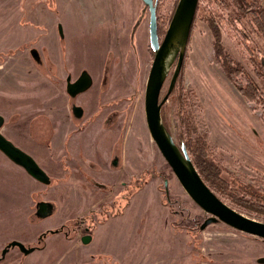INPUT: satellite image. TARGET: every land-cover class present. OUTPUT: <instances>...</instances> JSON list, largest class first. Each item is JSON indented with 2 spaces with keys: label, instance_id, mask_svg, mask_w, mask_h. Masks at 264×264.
I'll list each match as a JSON object with an SVG mask.
<instances>
[{
  "label": "rangeland",
  "instance_id": "1",
  "mask_svg": "<svg viewBox=\"0 0 264 264\" xmlns=\"http://www.w3.org/2000/svg\"><path fill=\"white\" fill-rule=\"evenodd\" d=\"M177 2L156 0L159 41ZM201 4L204 7L206 0H201ZM260 4L264 8V0ZM215 10L221 16L220 20L217 18L218 26L211 27L199 16L194 22L182 71L163 104V122L176 143L187 136L180 125L176 101L181 91L188 95L186 111L190 112L193 126L207 148L206 157L197 159L198 168L204 169L209 178L217 175L227 185L225 196L212 189L226 204L262 221L261 210L245 211L233 205L231 198L248 197L245 193H250L238 189L235 185L238 183L261 191L250 193L254 200L248 197L244 201H260L264 205L263 105L260 101L251 104L245 100L226 76L220 58L231 60L236 69L242 67L248 80L264 94V77L254 74L256 62L264 66V50L249 31L250 25L244 26L242 21V28H230L228 20L236 16L232 10ZM148 26V9L141 0H0V115L4 119L0 133L22 149L28 145L21 140L22 136L45 144L48 151L38 154V158L26 151L50 178L49 185H42L0 153V249L12 240L34 245L40 233L54 231L60 224H68L72 217L75 222L88 215L96 230L91 244L80 247L78 257L83 263L257 264L256 259L264 257L263 243L251 241L223 223L211 224L202 231L196 228L205 213L187 196L153 144L144 116V90L153 60ZM244 30L251 45L259 48L260 56L255 61L237 43V37H245ZM42 47L51 55L53 49L62 55L56 77L36 66L30 48L47 61V52ZM174 66L167 74L160 98L167 91ZM82 70L91 75L92 87L75 96L74 105L85 109L91 120L99 117L102 121L107 114L106 122H110L89 129L86 117L81 130L61 124L53 141L61 143L65 135L70 136L63 141H68L66 149L72 153L78 150L74 143L85 131L84 152L95 154L93 148L97 147L102 154L101 143L105 142L100 136H118L122 149L118 157L120 167L125 170L129 162V171L136 175L128 190L117 191L98 208V204L91 207L81 200L85 189L80 186L86 176L95 177V172L87 169L88 175L80 173L85 168L80 165V171L74 172L75 179H69L70 166L79 162L75 154L73 163L71 156L49 150L50 121L54 128V116L65 123L70 102L67 100L53 109L48 97L65 90L66 74L75 79ZM6 78L9 81L4 84ZM239 80L244 82L242 76ZM22 103L31 106L25 108L20 106ZM69 184L74 186L70 192ZM92 188L96 190L93 185ZM39 202L53 206L51 215L45 219L35 215ZM47 237L45 249L27 257L12 251L8 264L15 258L19 259L17 264H77L76 253L65 254L64 245L51 243L62 238L61 235Z\"/></svg>",
  "mask_w": 264,
  "mask_h": 264
},
{
  "label": "water",
  "instance_id": "2",
  "mask_svg": "<svg viewBox=\"0 0 264 264\" xmlns=\"http://www.w3.org/2000/svg\"><path fill=\"white\" fill-rule=\"evenodd\" d=\"M141 1L149 13V46L153 51V60L144 90L145 123L153 144L187 196L208 216L201 224L200 230L205 229L210 224L223 223L233 230L264 240V223L243 215L220 199L203 181L185 148L178 147L162 123L161 107L169 98L180 74L198 0H178L161 41H159L157 32L154 1ZM58 29L59 35L62 37L61 28L58 27ZM173 63L175 66L167 91L160 98L162 87ZM91 84L92 79L90 75L86 71H82L75 81L70 82V78L66 80V93L69 97H75L77 94L88 90ZM72 112L79 118L82 110L79 107H72ZM3 122L4 119L0 115V129ZM0 152L11 163L22 168L33 180L42 185L50 184L49 176L39 167L35 160L16 147L1 133ZM52 211V204L39 202L36 205L35 215L40 219H44L50 216ZM82 241L83 244H87L89 237H84ZM11 247H17L24 254L33 251V249H27L20 242L11 241L2 250L0 259L4 256L6 250ZM259 263H264V259L259 260Z\"/></svg>",
  "mask_w": 264,
  "mask_h": 264
},
{
  "label": "flooded vegetation",
  "instance_id": "3",
  "mask_svg": "<svg viewBox=\"0 0 264 264\" xmlns=\"http://www.w3.org/2000/svg\"><path fill=\"white\" fill-rule=\"evenodd\" d=\"M32 50H34V49L33 48L32 49L30 48V53L32 52V54H33V59H34V61L36 63V66L37 67H41L42 69H46L47 73H50V75H52V78L53 77H56L57 73L60 71L59 69H61L60 66L57 69L51 63L50 60L44 61L43 58L41 60V58L39 57V55L36 52V50L35 51H32ZM47 58L49 59V56H47ZM44 62H46L48 64L47 68H45L46 63H44ZM81 72L79 73V75L81 74ZM79 75L75 79H72L71 78V75H70V77H67L68 75L66 74V77H65V91L64 92L66 94V99L68 100V102H70V105H69L70 106L69 119L67 120L66 123H68V122L70 123V126L69 127H71L72 125H74L78 129L81 130L83 128V126H84L83 121L87 117L86 112H85V109L83 110V109H81L79 107L82 110V113H81V116L79 118H77L73 114V112H72V107H77V106L74 105V100L75 99H74V97H69L67 95V93H66V80L68 78H70V82L71 81L73 82V81H75L79 77ZM90 77H91V75H90ZM91 79H92V77H91ZM91 87H92V84H91L90 88ZM100 115H102V114H100ZM93 116H95V114H93ZM87 118H88V120H86V121L88 123H90V125H88L89 126L88 127L89 129L93 125H99V124H101L103 126L104 124L107 125L110 122V120H108L106 122L107 114L102 118V121L99 119V117L98 118H95L93 120H91L89 117H87ZM104 118H105V120L103 121ZM81 124H82V128L80 127ZM49 128H50V131H51L50 140H49V146H50L49 150L52 152V149L53 150L55 149L54 148V145L51 144V140L53 141L55 139V133H54L55 129L53 127H51V121H50V124H49ZM70 133H74V131H72ZM81 134H82L81 139L80 140H76L75 143H74V145H76V147L78 149L77 151H75V152L72 151V153H70V152L67 151V149H66V143L68 141L66 143L64 142L65 145L63 144L60 148H63L64 149V150H62V152L65 153L67 156H71L72 157L73 154H75L77 160L79 161L77 164L74 163V160H76V159H73V157H72V162L74 163V166H70V169L72 171L68 175V178L69 179H75L74 172L77 173V172L80 171V169H79L80 165L85 166V168L83 169V172L81 171L80 173L86 174L85 171L87 169H90L93 172H95V175L97 177L96 176L95 177H90V176L88 177V176H86L85 182H82V184H81L80 187L84 188L85 190L82 191L81 200H82V203H84L85 205L91 206V207H93L94 204L95 205L98 204L97 205V208H98L99 205H101V204H103V202L107 201L117 191H120V190L121 191L128 190L130 183L132 181L135 182V176L136 175L134 173H132V172L129 171V167H130L129 164H128L129 162H127V165L128 166H127L126 169L124 168L125 170H123L120 167L121 162H119L118 157H119V155H121L122 149H121V144H120V141H119V137L118 136H110V137L109 136H106V138H105V137L99 135L101 137V139H103L104 142H105V145L103 143H101L102 147L104 146L103 153L102 154H99L97 152L98 148L97 147H94L93 149L95 151V154H91L90 152H84V150L87 148V144H85V139L86 138L84 136L85 135V131L84 132H81ZM67 136H66V139L69 140V137L70 136L69 137H67ZM30 138H32V136ZM93 143L94 142H91V144H93ZM97 144H98V142H97ZM19 149H21L22 151H26V150H24L22 148H19ZM25 153H27V151ZM59 153H61V152H59ZM35 162H36V160H35ZM16 167H18V166H16ZM18 168H20V167H18ZM20 169L25 173V171L22 168H20ZM67 169L69 170V167H67ZM123 171H126L127 173L129 172V173L128 174H125V173L122 174ZM86 175H88V174H86ZM99 176H101L100 177V180H99ZM121 176L123 177V179L121 178ZM90 183H92L93 187H95L96 190L92 188V185H90ZM71 187H74V186L72 184L67 185V189H69L68 190L69 192L72 191V188ZM35 212H36V208H35ZM84 212L86 213V210ZM207 218H208V216L206 215V217L203 219V221L201 223H198L197 222L196 225H195L196 228L200 230L201 224ZM254 220H256V219H254ZM256 221L263 222V221H260V220H256ZM95 230L96 229L93 228V226H92V219L88 215L87 216H84L81 220L75 221V222H74V218L72 217L69 220L68 224H60L59 225V228L58 229H55L54 231L48 230L46 232L40 233L36 237V239L34 240V242H35L34 245H31V244L25 245L24 243H22V242H20L18 240H12V241H17V242L22 243L27 249H33V251L30 252V253H28V254H24L17 247H13V248L11 247V248H9V249L6 250L4 256L0 259V263L6 261V263L8 264V262H9L10 259H7V258L11 257L9 254L12 251H16L17 254H20L21 256H24V257L30 256V255H32L35 252H40L43 249H45V247H44L45 246L44 241L47 240V238H48L47 236L48 235H50L51 237L61 235L62 238H55V239H53L51 241V243H53L55 246H56V244H61L62 246L64 245V248L63 249H64L65 254H71L72 256H74V254L76 253L75 254V257H74V260L77 261V264H89V263H83L82 260L79 261L80 257H78V256H80L79 253L81 254L80 247H86V246H88V245L91 244ZM200 231H202V230H200ZM242 234H244V233H242ZM244 235L246 236L247 239H249L251 241L252 240H254V241L257 240L258 242H261V243L264 244V240L261 239V238H258V237H255V236H251V235H247V234H244ZM84 237H89V242L87 244H83V241L82 240H83ZM250 238H252V239H250ZM8 243H6L4 245V247H2V249H0V256H1L2 250L6 247V245ZM90 257H92V256H90ZM263 259H264V257H260V258L256 259L257 260L256 261L257 264L259 263V260H263ZM11 262H12L11 264H17V262H19V259L15 258ZM67 264H72V263L69 262ZM90 264H93V263H90ZM96 264H99V263H96ZM259 264H264V263H259Z\"/></svg>",
  "mask_w": 264,
  "mask_h": 264
},
{
  "label": "trees",
  "instance_id": "4",
  "mask_svg": "<svg viewBox=\"0 0 264 264\" xmlns=\"http://www.w3.org/2000/svg\"><path fill=\"white\" fill-rule=\"evenodd\" d=\"M156 8V0H153ZM207 4L202 7L201 0H198L196 12L193 20V24L191 26L190 36L193 31L194 22L199 16V18L202 21H206L209 23L211 27L218 26L216 24L217 18L220 20L221 16L220 14L215 10V8H221V11L225 10L230 12L231 10L236 14L235 17H231L228 20V23L230 25V28L233 29L234 27H241V22L243 21V25H250L248 28L249 31L252 32V34L255 35L257 40L259 41V44L261 45L262 49L264 50V8L260 4V0H206ZM207 14V15H206ZM158 27V26H157ZM214 29V28H213ZM243 29L246 30V28L243 27ZM243 31V35L247 38H249L246 31ZM237 32V31H236ZM238 33V32H237ZM216 35V34H215ZM250 35V34H249ZM189 36V38H190ZM217 36V35H216ZM237 37L239 42H237L239 45H242L246 51H248V55L252 58V61H255V58L260 56L259 48L257 49L256 46L253 47L252 41L250 39V42L247 38ZM189 42V40H188ZM250 43V44H249ZM241 46V47H242ZM242 47V48H243ZM255 48V49H254ZM218 50H216V54L218 55ZM255 55V56H252ZM184 61V60H183ZM224 61V64H223ZM174 64V63H173ZM220 65L224 68L226 76L229 78V80L234 84V86L238 89V91L241 93V95L245 98V100L251 104H254L256 101H260L263 105L262 110L264 111V94L263 91L258 89L255 84H253L248 78L245 76L244 69L238 68L236 69V66L233 65L231 60H226L224 58H220ZM183 66V64H182ZM256 69L254 70V74H256L258 77H264V66L262 64H257L256 62ZM182 71V67H181ZM180 71V73H181ZM242 76L244 79V82H241L239 80V77ZM188 95L183 94V92H180V95L177 97V114L179 113L180 116V125L183 127L184 131L186 132L187 136L180 137V141L177 142V145L179 148L184 147L188 156L191 158V161L195 168L197 169L198 173L202 177L203 181L215 192L219 193L222 196H225V193L229 190L227 188V185L222 183L219 180V177L217 175H214L213 177L209 178L208 174L204 173V169L198 168V162L197 159H202L204 156L207 155V148L204 143V140L197 134V131L195 127L193 126V122L191 120V114L186 111V107H188ZM164 106L161 107V119L162 123L165 126L166 130L168 128L163 122V109ZM253 110L255 108H252ZM192 134L194 135V138H192ZM191 137V139H190ZM207 173H210L209 169H206ZM210 175V174H209ZM236 182V181H235ZM238 189L243 188L245 191H249L250 193L255 192H261V191H255L256 189L253 187L251 189L246 188L242 184H235ZM245 193V195H248V197L252 200L255 199L253 194ZM246 196H243L242 198H238V196H235L233 199L231 198V203L233 205H237L238 207H241V209H244L245 211H259L261 210V215L264 216V205L260 201H244V198H248ZM262 200V199H257ZM254 203V205L252 204ZM250 205V206H249ZM260 208V209H259ZM249 209V210H248ZM263 212V214H262ZM264 222V220H262Z\"/></svg>",
  "mask_w": 264,
  "mask_h": 264
},
{
  "label": "crops",
  "instance_id": "5",
  "mask_svg": "<svg viewBox=\"0 0 264 264\" xmlns=\"http://www.w3.org/2000/svg\"><path fill=\"white\" fill-rule=\"evenodd\" d=\"M44 50H46V52H47V55L49 56V60L51 61V63L55 66V68H59V66L61 65V63H62V55H61V53L58 51V49H53L52 50V55L50 54V52L49 51H47V48H45V47H42ZM54 54L56 55V56H54ZM10 58H12V57H10ZM6 63V62H5ZM4 63V64H5ZM1 68V67H0ZM19 69H21L20 67H19ZM23 69H21V71H22ZM4 77H6V76H4ZM5 82H4V84H7L8 83V81H9V79H5L4 80ZM65 91V90H64ZM64 91H61V90H59V95H58V93H56V95H49V97H48V100H50V105H51V107L53 108V109H56L57 107H58V105L59 104H61V103H65V101L67 102V99L65 98L66 97V94H65V92ZM62 93V94H61ZM63 94H64V96H63ZM57 96H59L58 97V99H57ZM7 101V100H6ZM8 102V101H7ZM29 104H32V101H29L28 102ZM2 104V103H1ZM25 105H27L26 103H22V105H20V106H25ZM29 106H31V105H28V106H25V108H28ZM49 107V106H48ZM42 108V107H41ZM68 118H69V114H68ZM53 120H54V124L56 125V127L54 128L55 129V137H56V131H57V133H58V131H59V127L61 126V124H64V127L65 128H68L69 126H70V123L68 122V123H66L67 122V120L65 121V123H63V122H61L60 120H59V118H56L55 116H54V118H53ZM66 136L67 135H65V137H63V139L61 140V143L59 142V140H55V141H52L51 140V144L52 145H54V148L56 149V150H58L59 152H61L62 153V150H64L63 148H60L63 144H64V139L66 138ZM35 138V137H34ZM29 139V138H28ZM21 140H24L25 142H27V144L28 145H23V149H25V150H27L28 152H30L31 154H33L34 155V157H36V158H38L37 157V155L38 154H40V155H42L43 153H45V152H47L48 151V149L46 148V146H42V145H39V144H37V143H34V142H32L30 139H29V141L28 140H26L25 139V137L24 136H22V138H21ZM42 140V139H41ZM44 161V160H43Z\"/></svg>",
  "mask_w": 264,
  "mask_h": 264
}]
</instances>
